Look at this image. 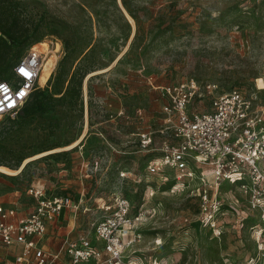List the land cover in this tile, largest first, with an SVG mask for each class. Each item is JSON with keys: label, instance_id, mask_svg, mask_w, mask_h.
<instances>
[{"label": "rangeland", "instance_id": "374dc122", "mask_svg": "<svg viewBox=\"0 0 264 264\" xmlns=\"http://www.w3.org/2000/svg\"><path fill=\"white\" fill-rule=\"evenodd\" d=\"M17 2L25 24L39 25L33 45L45 43L55 63L35 88L49 108L29 120H2L7 147L25 165L17 174L0 171V205L26 213L35 205L29 189L42 184L75 201L83 192L93 209L80 207L71 219L87 232L102 216L97 204L122 194L132 215L144 212L129 264H264V221L235 185L219 186L223 208L204 224L198 182L175 185V174L146 170L170 133L160 87L193 79L218 93L238 88L264 105V0ZM72 75L83 81L70 99ZM192 105L209 109V95Z\"/></svg>", "mask_w": 264, "mask_h": 264}, {"label": "built area", "instance_id": "2783aa9c", "mask_svg": "<svg viewBox=\"0 0 264 264\" xmlns=\"http://www.w3.org/2000/svg\"><path fill=\"white\" fill-rule=\"evenodd\" d=\"M46 55L38 45H31L13 66V75L0 81V122L18 116L36 88ZM216 88L213 84L200 86L193 79L160 87L166 100L161 112L170 133L162 140L160 155L148 162L146 170L149 174H175V185L198 182L196 194L204 224L213 225L223 208L219 194L223 182L235 185L248 207L258 211L264 221V105L255 104L238 88L224 93ZM205 93L209 109L194 108L195 97ZM140 137L143 147L151 144L149 133ZM28 194L35 205L26 213L0 205V264L131 262L126 253L140 237L135 232L144 212L132 215L128 197L115 194L109 202L103 201L101 218L87 232L65 237L54 251L44 245L49 225L63 209L77 210L79 204L67 193L47 192L44 185L32 186Z\"/></svg>", "mask_w": 264, "mask_h": 264}, {"label": "trees", "instance_id": "16d2710c", "mask_svg": "<svg viewBox=\"0 0 264 264\" xmlns=\"http://www.w3.org/2000/svg\"><path fill=\"white\" fill-rule=\"evenodd\" d=\"M38 26L29 27L25 24L18 11L17 0H0V81L8 79V72L22 58L24 50L33 45V40L38 41L39 36H34L38 33ZM82 81L83 75L70 77L67 87L70 99L80 95ZM49 106L50 98L43 91L34 89L16 118L29 120L37 112L46 111ZM9 129L3 121L0 122V166L15 170L25 157L7 147L5 142Z\"/></svg>", "mask_w": 264, "mask_h": 264}, {"label": "crops", "instance_id": "0c3cea01", "mask_svg": "<svg viewBox=\"0 0 264 264\" xmlns=\"http://www.w3.org/2000/svg\"><path fill=\"white\" fill-rule=\"evenodd\" d=\"M18 169H15V170H18ZM5 174H7V173H5ZM67 194H69V193H67ZM86 194L88 195V193H86ZM73 200H74V202L79 204V208L80 207H84L86 209V210H84L85 212L91 211V209H93V208H90L91 205L88 203L87 196L86 195L84 196L83 192H81V198H79L76 201H75V199H73ZM100 200L103 201L102 198H100ZM100 205L101 204H97V208L98 209H99ZM79 208L77 210H74V209H71V208H66V209H63L59 213V215L57 216L55 221L52 222L51 225H49V231L47 233V236L44 239V243H45L44 245L46 247H48L51 250L56 251L61 246V244H62V242H63L65 237H67V236L77 237L80 234L85 232L83 230L76 231V229L74 228L75 227V220L71 219L72 213L76 214V212L79 210Z\"/></svg>", "mask_w": 264, "mask_h": 264}, {"label": "bare ground", "instance_id": "6f19581e", "mask_svg": "<svg viewBox=\"0 0 264 264\" xmlns=\"http://www.w3.org/2000/svg\"><path fill=\"white\" fill-rule=\"evenodd\" d=\"M40 48L45 51L47 53L46 57L44 58L43 62H42V69H41V74H40V78H39V84L40 85H43L45 84L48 79H49V76H50V72L54 66V55H49L50 52L52 51H49L46 44L45 43H41L40 44ZM56 49V48H55ZM77 141H75L72 145L70 146H73L74 144H76ZM25 163V162H24ZM23 165V164H22ZM22 165L20 166V168L22 167ZM19 168V169H20ZM18 170H10L6 167H3V166H0V171L4 172V173H8V174H14V173H17Z\"/></svg>", "mask_w": 264, "mask_h": 264}, {"label": "water", "instance_id": "95a60500", "mask_svg": "<svg viewBox=\"0 0 264 264\" xmlns=\"http://www.w3.org/2000/svg\"><path fill=\"white\" fill-rule=\"evenodd\" d=\"M24 165H25V164H24ZM24 165H23L21 168L19 167V168H20L19 172H20V171H21V169L24 167ZM9 175H11V174H9Z\"/></svg>", "mask_w": 264, "mask_h": 264}, {"label": "snow or ice", "instance_id": "6c2138e0", "mask_svg": "<svg viewBox=\"0 0 264 264\" xmlns=\"http://www.w3.org/2000/svg\"><path fill=\"white\" fill-rule=\"evenodd\" d=\"M21 71H23V70H21ZM21 95H23V94L21 93Z\"/></svg>", "mask_w": 264, "mask_h": 264}]
</instances>
